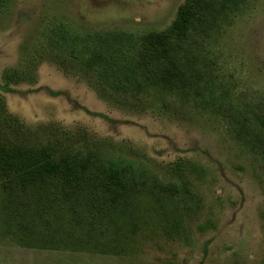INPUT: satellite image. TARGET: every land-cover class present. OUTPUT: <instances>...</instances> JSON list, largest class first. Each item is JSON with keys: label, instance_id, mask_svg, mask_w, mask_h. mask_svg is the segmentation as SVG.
<instances>
[{"label": "rangeland", "instance_id": "1", "mask_svg": "<svg viewBox=\"0 0 264 264\" xmlns=\"http://www.w3.org/2000/svg\"><path fill=\"white\" fill-rule=\"evenodd\" d=\"M184 1L0 0V141L61 138L148 183L136 231L69 243L10 222L0 191V264H264V0L232 2L168 89L139 55Z\"/></svg>", "mask_w": 264, "mask_h": 264}, {"label": "trees", "instance_id": "2", "mask_svg": "<svg viewBox=\"0 0 264 264\" xmlns=\"http://www.w3.org/2000/svg\"><path fill=\"white\" fill-rule=\"evenodd\" d=\"M240 1L185 0L168 28L145 39L139 55L144 73L168 89L177 81L191 80L198 74L194 50L203 49L197 38L218 26L220 18L229 16L225 12L231 3L237 6ZM255 117L259 124L253 136L264 152V112ZM56 139L41 150L18 140L0 141V191L5 192L1 202L9 221L26 224V230L35 226L41 240L65 243L83 232L106 238L111 231L119 235L125 224L136 231L146 179L134 172L122 174L90 150H53L62 143Z\"/></svg>", "mask_w": 264, "mask_h": 264}]
</instances>
